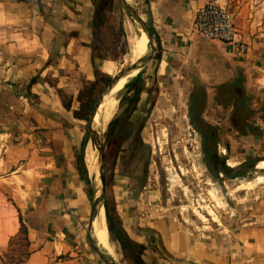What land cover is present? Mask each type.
<instances>
[{
    "label": "crops",
    "instance_id": "1",
    "mask_svg": "<svg viewBox=\"0 0 264 264\" xmlns=\"http://www.w3.org/2000/svg\"><path fill=\"white\" fill-rule=\"evenodd\" d=\"M206 1H143L161 42L160 66L190 42L204 83L215 87L241 79L264 104V0H219L232 6L235 23L250 43L246 53L195 30L197 10ZM99 2L0 0V252L18 232L21 212L31 239V253L22 264H107L89 254L82 241L81 226L92 205L77 165L84 119L74 113L84 83L100 75L92 59ZM140 16L150 28L143 12ZM137 37L142 61L148 39L138 30ZM61 88L72 97L71 107ZM261 120L262 134L251 133L256 146L264 141ZM128 203L121 214L125 229L143 243L146 230L155 231L171 264H264L263 205L224 250L159 208L145 210L146 204L138 203L130 209Z\"/></svg>",
    "mask_w": 264,
    "mask_h": 264
},
{
    "label": "rangeland",
    "instance_id": "2",
    "mask_svg": "<svg viewBox=\"0 0 264 264\" xmlns=\"http://www.w3.org/2000/svg\"><path fill=\"white\" fill-rule=\"evenodd\" d=\"M143 1L134 0V4L149 20ZM227 6L232 8L228 3ZM103 8L106 20L100 28L96 57L98 60L99 55L103 54V58L96 64L102 73L99 75L96 99L113 74L107 88L113 82L116 85L105 96L98 109L96 121L99 126L108 109L119 98L117 107L103 130L107 159L105 196L111 204H116L120 215L125 203L129 202L130 209L136 208L138 203H145V210L159 208L163 213L175 217L185 228L210 240L218 248L228 250L235 240L234 232L254 220L258 214V206H264V152H261L264 151V141L261 146H256L251 137V133L262 134V129L258 127L262 121V112H258V108L264 105L263 102L257 93H247L248 107L241 113L247 115V125L243 131L238 130L232 121V116L236 114L235 105L229 103L228 97L231 86L213 87L204 83L200 70L191 58L190 42L182 46L180 53L170 57L164 67L160 66L162 47H159L155 35L153 57L138 67L139 72L143 71L146 89L141 93L139 102L130 106L129 97L133 91H128L126 83L134 78L137 70L133 74L131 68L129 73V63L125 61L131 56L132 39L138 28L123 0H107ZM138 42L137 37L140 63ZM86 82L80 89L82 94L77 96L84 114L89 99V83ZM242 83L246 90L244 82ZM198 84L201 89L206 90L207 96L203 116L218 128L219 152L227 156L229 165L245 166L238 175L223 171L216 174L206 161L201 133L189 115L191 93ZM60 91L64 100L72 98L64 89L61 88ZM116 117L119 119L116 130L111 139H107L110 121ZM83 126L84 131L89 129V119H84ZM256 126L257 129L254 128ZM88 143L95 145L91 136ZM93 172L100 182L91 177V185L95 191L98 189L100 192L98 153ZM92 201L93 199L91 205ZM103 211L104 208L100 211V227L96 228L95 233L93 231L97 243L122 264H140L125 255L119 242L111 238L110 232L114 254L104 249L101 243L105 226ZM90 212L81 226L82 241L89 254L104 261L88 237ZM126 224L128 225V221ZM146 235L147 248L141 264H171L168 261L171 254L158 234L147 229ZM151 235L155 236L153 240H150ZM104 236L110 243L108 234L105 233Z\"/></svg>",
    "mask_w": 264,
    "mask_h": 264
},
{
    "label": "trees",
    "instance_id": "3",
    "mask_svg": "<svg viewBox=\"0 0 264 264\" xmlns=\"http://www.w3.org/2000/svg\"><path fill=\"white\" fill-rule=\"evenodd\" d=\"M106 1L107 0H100L95 13L96 26L94 29V33H95L94 40L92 42V47H93L92 59L95 66L96 63L98 64L99 60L103 58V54H100L96 62L97 41L100 38L99 36L100 28L105 24V20H106L105 18L106 14L103 8V5L106 3ZM148 21L151 24L150 28L152 29V32L155 33L156 30L152 21L151 20ZM157 41L160 47L161 42L159 37ZM158 57H160V55ZM96 71L99 74L102 73L99 69H97V66H96ZM242 82L243 80L240 79L236 82L227 84L231 86V91L228 94V97H230L229 103L232 102L235 105V109H236V114L232 116V121L233 124L236 126V128L240 131H243L245 126L247 125L245 120L247 115L246 114L242 115L241 113L242 110L244 111L247 109L248 98H249V95L247 94L248 92L243 87ZM86 83H89V87H88L89 99L86 105V113L85 114L83 113L82 104L79 108L74 110V113L76 116L80 118L90 120V116L96 102L95 93L97 92V89L99 87V78H96L94 80H89ZM126 87L128 88V91L131 90L133 91V94L129 97V105L134 106L139 102L141 98V93L146 89V81L143 76V71L138 72L133 79L128 81L126 83ZM81 94H82V90H80L78 96L80 97ZM206 97H207L206 90L204 88L201 89V86H199L198 84V86L194 87V90L191 93L190 105H189L190 106L189 115L191 121L201 133L202 148L206 156V161L210 166V168L216 174H219L221 171H223L228 174L230 172H232L233 174L237 173L236 175H238L239 173H242V169H239L236 172H234V167L227 163V156L222 155L218 150L219 132L217 126L215 124L208 122L203 116V111L205 109L206 100H207ZM64 103L67 107H71L72 98L69 100H64ZM261 110H262L261 116L264 117V105L261 107ZM118 121L119 119L117 117L110 121L107 139H111V137L113 136V132L116 130ZM254 128L257 129V127ZM139 133L140 132L137 133L138 137H139ZM90 136L91 133L89 129H87L83 137L81 150L77 154V165L81 177L89 184L88 193L90 195V198L93 199L95 195V188L93 187V185H91L92 178L89 172V159L93 145V143H88ZM120 142L121 139L119 140V143ZM252 162H254V160ZM103 201L106 208L107 222H108V228L111 234V238L119 242L123 252L128 258H133L134 260H136L138 263L141 264L144 259L143 258L144 252L147 248L146 244L130 236V234L123 225V220L121 215L117 211L116 204H111L109 198L106 196L104 197ZM100 217H101V213L99 212L93 225L94 233L96 228L100 225ZM19 218H20V228L18 232L15 235L11 236L7 250L0 252V257L2 259L3 264H22L31 253L30 250L31 239L29 236V228L21 212ZM154 238L155 236L151 235V239L153 240Z\"/></svg>",
    "mask_w": 264,
    "mask_h": 264
},
{
    "label": "water",
    "instance_id": "4",
    "mask_svg": "<svg viewBox=\"0 0 264 264\" xmlns=\"http://www.w3.org/2000/svg\"><path fill=\"white\" fill-rule=\"evenodd\" d=\"M126 8L128 9L129 13L133 15L132 13V6L130 3H128L126 0H123ZM151 20V18H149ZM147 35L149 37L148 39V45L150 46V50L143 56L142 61L140 62V66L144 65L148 60H150L155 52V35L156 32L153 33L151 28H148L147 30ZM114 74L112 75L113 78ZM112 78L108 81V83L103 87L101 90L99 96L96 99L94 108L92 110L90 120H89V131L91 133V137L95 143V145L98 148L99 151V170H100V179H101V189L100 192H98V189L95 191V195L93 197L92 201V207H91V212H90V217H89V225H88V237L94 248L97 250L99 255L102 257V259L107 263V264H122L118 262L117 260L114 259V257L110 256L105 250L100 247V245L97 243L94 235H93V222L94 218L99 210V208L104 205V197L106 195V167H107V159H106V149H105V139L103 136V131H101L99 128L94 127V119L95 116L98 112V109L102 103V100L104 98V95L107 90V86L112 80ZM234 167V172H236L239 169L245 168L244 165L238 164L233 166ZM90 172V171H89ZM91 176V174H90ZM92 177V176H91Z\"/></svg>",
    "mask_w": 264,
    "mask_h": 264
},
{
    "label": "built area",
    "instance_id": "5",
    "mask_svg": "<svg viewBox=\"0 0 264 264\" xmlns=\"http://www.w3.org/2000/svg\"><path fill=\"white\" fill-rule=\"evenodd\" d=\"M233 9L219 0H208L196 13L194 28L209 39L228 42L241 53L249 50L250 43L235 23Z\"/></svg>",
    "mask_w": 264,
    "mask_h": 264
},
{
    "label": "bare ground",
    "instance_id": "6",
    "mask_svg": "<svg viewBox=\"0 0 264 264\" xmlns=\"http://www.w3.org/2000/svg\"><path fill=\"white\" fill-rule=\"evenodd\" d=\"M128 3H130V5L132 6V17L134 18V21H135V25L138 26V22L140 23V28L138 29V33H139V36L140 38L142 37H146L147 39H149L148 35H147V30H148V26H147V23H146V20L143 21V19L141 18L140 16V13H139V10L137 8V6L134 4V0H126ZM128 15V14H127ZM129 20V19H128ZM127 23V22H126ZM132 26V25H131ZM133 28V27H132ZM135 29V28H134ZM134 32V31H133ZM137 34H135L134 38L132 39V44H131V56L129 59H127V61H125L127 64H128V71L129 73H131V68H132V72L133 74L135 73V71L137 70V73L139 72L140 69H138V67L140 66L141 63H139V59H138V49H137ZM145 47L147 48V50L145 51L144 55L149 51V45H148V40L145 41ZM143 55V56H144ZM142 56V58H143ZM141 62V61H140ZM141 67V66H140ZM136 73V74H137ZM131 75V74H130ZM131 79V78H130ZM129 79V80H130ZM116 85V83H112L106 90V93L104 95V98L105 96L114 88V86ZM121 90V89H120ZM103 98V100H104ZM102 100V102H103ZM118 100L119 98L117 97L116 100L113 102V104L111 105V107L108 109L107 113L105 114V117L101 123V125L99 126V124L97 123L96 121V116H95V119H94V126H96L97 128H99L101 131L104 130L105 126L107 125L108 121L110 120V118L112 117L116 107H117V104H118ZM113 101V100H112ZM111 101V102H112ZM102 104V103H101ZM97 115V114H96ZM103 133V132H102ZM98 151V148L97 146H95L94 144L92 145V150H91V154H90V159H89V171H90V174L93 178H95V180H97V182H100L95 173L93 172V167H94V163H95V159H96V154L98 153V164H99V151ZM96 166V164H95ZM97 168V167H96ZM102 208H104V211H103V218H104V221H105V226H104V230H103V235H102V245L104 247V249H106L108 252H110L112 255L114 254V250H113V246L111 244V241H110V237H109V228H108V222H107V213H106V208H105V205H102L95 218H94V221L98 215V213L102 210ZM100 224H101V221H100ZM93 225H94V222H93ZM100 227V225L98 226ZM107 233L108 234V237H109V241L110 243L108 242V239L106 236H104V234ZM101 235V234H100ZM116 245V244H115ZM115 258V257H114ZM116 260V259H115Z\"/></svg>",
    "mask_w": 264,
    "mask_h": 264
}]
</instances>
